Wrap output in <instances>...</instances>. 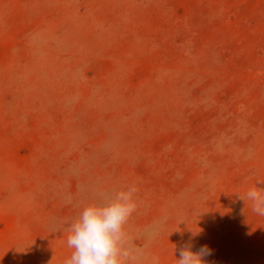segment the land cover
I'll return each mask as SVG.
<instances>
[{
  "label": "rangeland",
  "instance_id": "1",
  "mask_svg": "<svg viewBox=\"0 0 264 264\" xmlns=\"http://www.w3.org/2000/svg\"><path fill=\"white\" fill-rule=\"evenodd\" d=\"M133 185L129 264H264V0H0V264Z\"/></svg>",
  "mask_w": 264,
  "mask_h": 264
},
{
  "label": "clouds",
  "instance_id": "2",
  "mask_svg": "<svg viewBox=\"0 0 264 264\" xmlns=\"http://www.w3.org/2000/svg\"><path fill=\"white\" fill-rule=\"evenodd\" d=\"M137 188L128 186L116 191L102 205L89 204L77 217L67 222V247L71 255L64 264H129L137 255L127 247L128 237L124 226L137 210L135 199ZM247 199L253 202V211L264 215V187H253L247 191ZM245 201L244 196H238ZM198 233V232H197ZM197 233L193 232V236ZM192 244H185L179 250L176 264H205L204 257L211 255L207 246L192 251ZM153 264H159L153 257Z\"/></svg>",
  "mask_w": 264,
  "mask_h": 264
}]
</instances>
